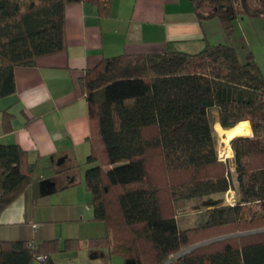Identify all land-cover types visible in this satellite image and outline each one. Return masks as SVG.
<instances>
[{"label":"trees","instance_id":"1","mask_svg":"<svg viewBox=\"0 0 264 264\" xmlns=\"http://www.w3.org/2000/svg\"><path fill=\"white\" fill-rule=\"evenodd\" d=\"M189 1L199 22L218 19L229 38L239 19L264 18V0ZM80 2L104 15L111 1L0 0V100L16 93L17 66L66 51V7ZM241 49L206 42L189 53L170 43L165 52L106 58L86 72L80 82L90 119L85 183L94 219L108 232L89 247L107 248L125 264H264V75L252 52ZM213 111L222 128L245 123L253 132L230 140L233 160L219 155ZM3 116L10 132L13 116L8 110ZM156 156L162 177L150 171ZM36 171L21 146L0 142V215L29 187L66 174L50 167L39 179ZM236 189L235 203H207L193 227L164 207L165 193L178 208ZM229 225L245 232L195 237ZM29 243L0 241V264H33L60 250L58 240ZM79 246L77 238L65 241L66 251Z\"/></svg>","mask_w":264,"mask_h":264},{"label":"crops","instance_id":"2","mask_svg":"<svg viewBox=\"0 0 264 264\" xmlns=\"http://www.w3.org/2000/svg\"><path fill=\"white\" fill-rule=\"evenodd\" d=\"M110 1L104 15L90 2L69 4L66 51L41 58L31 67L17 66L16 93L0 100V142L21 146L40 169L41 174L35 175L39 179L46 168L66 171L29 187L0 215V241H59L60 250L38 264H125L109 249L89 250L90 256L67 252L63 240L85 237L80 228L94 213L83 202L68 199L67 205L63 203L66 197H49L72 188L74 168L91 153L89 110L80 83L86 72L106 58L165 52L170 43L189 53L199 52L206 42L241 47L239 37L229 38L218 19L199 22L189 0ZM5 110L13 116L10 132L3 128ZM62 157L65 161L58 165ZM70 193L62 194L71 198ZM83 199L89 200L85 194Z\"/></svg>","mask_w":264,"mask_h":264},{"label":"rangeland","instance_id":"3","mask_svg":"<svg viewBox=\"0 0 264 264\" xmlns=\"http://www.w3.org/2000/svg\"><path fill=\"white\" fill-rule=\"evenodd\" d=\"M240 20L238 21L239 23L237 22V24L235 25L234 33L237 35V37H239V40H240L239 45H241L242 47L241 50L245 52L244 54H246V52H250V51L252 52L253 57L255 58L258 65L260 66L261 71L264 75V18L257 19V18L244 17L241 21ZM243 39L245 40V42L243 41ZM211 118H212L211 120H213L215 123L214 128H215L216 137L218 141L217 144H218L219 155L224 161L228 159L233 160L234 155H232L233 151L230 145L231 143L230 140H232L235 137H240V136L252 137L253 136L252 130L250 129L251 134L249 135L248 125L245 123L240 124L236 128H234L235 130L239 131V134L237 133V135L235 136H230L229 131L232 129L230 130L222 129L220 127L221 125L217 123L218 121L217 111H213L211 113ZM152 159L153 161L151 163V170H150L151 173L156 175L157 177H162V175L164 176V171H163L164 169L161 164V160L158 159V156ZM94 165H97V163H95ZM233 166L234 165H232V168ZM64 168L65 167H63V169ZM88 168H89V165H87L85 161L79 164L74 173L76 176V183L73 186H71L72 188L65 190L63 192H60V193L53 194L49 197H52L51 199H56L57 197H66L63 203L67 205L68 203L70 205V202H71V201H66L68 199H72L74 202H78V203L83 202L85 208L89 207L92 210L93 209L92 198H91L92 194L91 192L87 190L86 183H85V174H84L86 173V170ZM39 174H41V171L40 169H37L36 176H38ZM67 191L72 192V194L70 193L72 196L71 198L67 197L66 196L67 194H64V195L62 194ZM237 191L238 190L236 189V191H230L226 194H217V195L212 196L211 198L195 199L192 201H188L186 203H183V205L179 206L178 208L174 207L170 196L168 195V193H165L163 202H164V207L167 213L176 211L182 225L186 227H193L195 224L201 221L202 219L201 217H203L202 215L206 211L207 203L209 204L210 203L212 204V202L222 203V204L235 203L239 199V195ZM84 194L87 195V198H89L88 201L83 199ZM210 199H211V202H210ZM72 204H75V203L72 202ZM90 212H89V215H90ZM84 221H85V225L82 226V228H80L81 230L80 232H81V236H85V237H81L82 238L81 240L83 241L79 239L81 245L75 251L79 252V254L81 252V253H84L90 256L89 250H92V248L89 246L91 245V242L105 238L108 233L107 226L105 222L96 221L94 219V214H93V218L89 219V221L86 218ZM256 227H258V225H256ZM60 228H62V231H61L62 233L66 232L63 229V227H59V229ZM251 228L254 229L255 231L258 229L254 227H251ZM243 230L244 229H242V227L240 226L229 225L219 230H216L214 232H205L204 234L202 232L197 233L195 237H200L201 235H205L204 239L205 238L207 239H205L204 241H206L212 238L224 236V235L231 234V233L245 232ZM63 242L65 243V239L63 240ZM83 243L85 244V248L81 247ZM106 249L107 248H103L102 250H106ZM93 250H96V249H93ZM69 251L70 250H67V252ZM122 260L124 261L123 258ZM33 264H38V262L34 261Z\"/></svg>","mask_w":264,"mask_h":264},{"label":"water","instance_id":"4","mask_svg":"<svg viewBox=\"0 0 264 264\" xmlns=\"http://www.w3.org/2000/svg\"><path fill=\"white\" fill-rule=\"evenodd\" d=\"M63 161H65V157H62V158L59 159V161L57 162L58 165H62V164L64 163ZM73 181H74V177H71V179H70V183L72 184ZM198 246H200V245H197V246H195V247H192V249H193V248H196V247H198ZM192 249H190V250H192ZM190 250L185 251V252H183V253H181L180 255H177V256H181V255H183V254L189 252Z\"/></svg>","mask_w":264,"mask_h":264},{"label":"built area","instance_id":"5","mask_svg":"<svg viewBox=\"0 0 264 264\" xmlns=\"http://www.w3.org/2000/svg\"><path fill=\"white\" fill-rule=\"evenodd\" d=\"M29 245L33 246L34 243L31 242V243H29ZM36 260H37V262L43 263V262H46V260H48V257L46 255H41V256H38Z\"/></svg>","mask_w":264,"mask_h":264},{"label":"bare ground","instance_id":"6","mask_svg":"<svg viewBox=\"0 0 264 264\" xmlns=\"http://www.w3.org/2000/svg\"><path fill=\"white\" fill-rule=\"evenodd\" d=\"M237 133L239 134V131H237L235 129H232L229 131L230 136H235V135H237Z\"/></svg>","mask_w":264,"mask_h":264}]
</instances>
